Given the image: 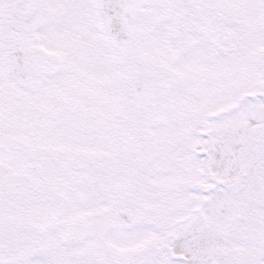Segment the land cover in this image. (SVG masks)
I'll return each mask as SVG.
<instances>
[{"label":"snow or ice","instance_id":"snow-or-ice-1","mask_svg":"<svg viewBox=\"0 0 264 264\" xmlns=\"http://www.w3.org/2000/svg\"><path fill=\"white\" fill-rule=\"evenodd\" d=\"M0 264H264V0H0Z\"/></svg>","mask_w":264,"mask_h":264}]
</instances>
